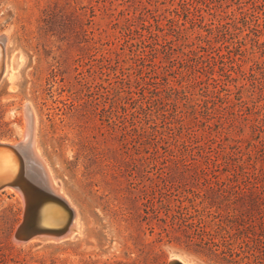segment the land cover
<instances>
[{"label":"rangeland","instance_id":"obj_1","mask_svg":"<svg viewBox=\"0 0 264 264\" xmlns=\"http://www.w3.org/2000/svg\"><path fill=\"white\" fill-rule=\"evenodd\" d=\"M138 1L0 0V40L7 52L0 81V141L20 146L31 116L38 158L60 183L59 192L75 213L67 236L17 242L13 234L22 217L23 229L34 223L25 200L22 215L24 190L4 187L0 264H168L173 256L213 264L183 241L164 238L162 230L211 225L233 208H216L200 194L186 196L164 186L162 147L157 158L152 157L153 149L134 141L127 116L115 109L114 50L127 52L121 25ZM157 5L162 12L163 6ZM198 23L188 28L190 40L197 32L206 33L204 22ZM259 40H264L263 32ZM250 42L247 39L243 49L248 50L240 53L246 72L250 66L258 70L256 63L264 68V46L251 47ZM174 75L168 69V79L175 80ZM232 75L239 79L237 84L250 85V79L237 72ZM192 91L201 90L196 86ZM227 92L233 102H247L253 95L249 88L237 92L232 83ZM234 108L250 119L262 114L256 112L258 107L251 113L245 106ZM217 118L208 122L213 128L220 127ZM222 122L228 137L252 134L249 121H243L242 132L232 133L228 121ZM194 131L202 132L197 126ZM220 136L219 128L214 140Z\"/></svg>","mask_w":264,"mask_h":264},{"label":"trees","instance_id":"obj_2","mask_svg":"<svg viewBox=\"0 0 264 264\" xmlns=\"http://www.w3.org/2000/svg\"><path fill=\"white\" fill-rule=\"evenodd\" d=\"M197 21L206 33L190 40L188 28ZM121 27L127 52L114 50V105L127 116L132 138L152 148L154 158L162 147L164 186L200 194L216 208H233L211 225L164 228V238L183 241L209 263L264 264V68L256 63L258 70L250 66L246 72L240 54L248 50L247 39L251 47L264 46V0H139ZM168 69L175 80L168 79ZM232 72L250 85L237 84ZM231 83L253 95L247 102L231 101ZM196 86L199 94L192 91ZM236 104L262 114L241 116ZM213 117L220 125L217 140L219 128L208 123ZM223 118L231 133L242 132L249 121L252 134L228 137ZM194 126L202 132H193Z\"/></svg>","mask_w":264,"mask_h":264},{"label":"bare ground","instance_id":"obj_3","mask_svg":"<svg viewBox=\"0 0 264 264\" xmlns=\"http://www.w3.org/2000/svg\"><path fill=\"white\" fill-rule=\"evenodd\" d=\"M2 44H4V57H5L4 68H5L6 57H7V52L5 48L6 43L3 41ZM15 57L16 56L13 57L12 63L14 62ZM4 72L5 69H3L2 71V74L0 76V81ZM32 121H33L32 129L28 130V132H24L25 136L20 146L10 142L0 141V143H2L1 146H4L9 150V153L7 155L0 156L1 158H3V160L0 161V170L11 171L13 167H16V171H14L15 172L14 176H16L15 179L17 182L18 189L17 188L15 189L17 191H20L22 189L24 190L26 206L28 208L30 217H32L34 227L37 229H46L48 233L54 234V233H58L59 230L43 228L40 225V221L42 222L43 220H48V221L55 220L56 224H59L61 221H63V218L66 213V209L64 206L61 205L62 203L69 207V209L74 214L73 216H75V213L73 207L69 204L70 202L67 201V198H65L63 194L59 192L61 190L60 183L54 182V179L50 174L47 164L42 159H41L42 161H40L38 158L39 157L38 151L34 146L35 120ZM17 148L21 149V152L19 151L20 153L16 151ZM45 201L53 202V204H49L45 212L42 213V211H40L39 209L40 208L39 206L42 202ZM23 221H24V217H23ZM73 223L74 221L72 222V226L69 227L68 230L69 233L73 230V225H74ZM23 227L24 224L22 222V229ZM170 259H175L182 264H193L192 262L185 261L183 258L179 256H173Z\"/></svg>","mask_w":264,"mask_h":264},{"label":"water","instance_id":"obj_4","mask_svg":"<svg viewBox=\"0 0 264 264\" xmlns=\"http://www.w3.org/2000/svg\"><path fill=\"white\" fill-rule=\"evenodd\" d=\"M2 43H3V40L1 39L0 40V76H1L2 71L4 69V60H5L4 44H2ZM28 128H29V130L32 129V117L31 116L28 119ZM1 145H2V143H0V156L7 155L9 153V150L7 148H5L4 146H1ZM6 150H8V151H6ZM12 151H14V150H12ZM16 151L18 153H20L21 149L17 148ZM2 160H3V158L0 157V161H2ZM14 171H16V167H13L11 171L10 170H0V190H2L4 187H7V186H12L14 188H17V182L15 179L16 176H14L15 175ZM22 198H24L22 201L23 202L22 215H23L24 200H25V197L23 194H22ZM49 204H53V202H49V201L42 202L39 206L40 211H42V213L45 212V210ZM61 205L64 206L66 209V213H65V216L63 218V221H61L59 224H56L55 220H52V221L43 220L42 222L40 221V225L43 228L59 230L58 233L53 234L51 232L52 234H50L47 232L46 229H37V228H31V227H27V228L22 230L20 228L22 226V222H23V217H22L21 222L18 224V226L16 227V229L14 231L13 239L17 242H25V241H28L32 238H41L44 240H46V239L58 240V239H61L65 236H67L69 234L68 230L72 224L74 214L69 209V207L67 205H65L63 203ZM168 264H182V263H180L179 261H177L175 259H170L168 261Z\"/></svg>","mask_w":264,"mask_h":264}]
</instances>
